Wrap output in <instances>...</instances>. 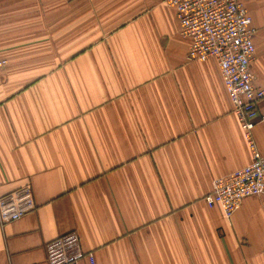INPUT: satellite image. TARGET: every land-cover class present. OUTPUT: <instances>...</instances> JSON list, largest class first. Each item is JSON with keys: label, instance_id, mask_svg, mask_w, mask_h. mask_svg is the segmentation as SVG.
I'll return each instance as SVG.
<instances>
[{"label": "crops", "instance_id": "1", "mask_svg": "<svg viewBox=\"0 0 264 264\" xmlns=\"http://www.w3.org/2000/svg\"><path fill=\"white\" fill-rule=\"evenodd\" d=\"M245 5L264 89V0ZM189 47L166 0H0V196L36 201L0 219V264H47L70 231L79 264H264V195L229 218L205 201L252 153L217 60ZM254 135L264 156V120Z\"/></svg>", "mask_w": 264, "mask_h": 264}, {"label": "built area", "instance_id": "2", "mask_svg": "<svg viewBox=\"0 0 264 264\" xmlns=\"http://www.w3.org/2000/svg\"><path fill=\"white\" fill-rule=\"evenodd\" d=\"M176 10L180 34L190 40L189 60L215 58L224 84L240 120L252 161L235 173L216 178L205 201L231 217L247 197L264 195V156L259 150L254 129L264 116L259 104L264 89L255 84L252 62L256 53L252 15L245 0H166ZM7 63L0 59V69ZM36 207L30 184L0 196L2 223L17 220ZM84 252L79 234L70 231L46 244L47 264H79ZM89 258L94 263L93 253Z\"/></svg>", "mask_w": 264, "mask_h": 264}]
</instances>
